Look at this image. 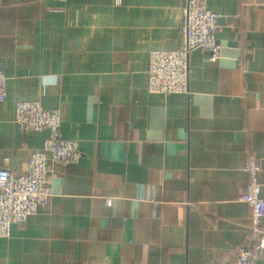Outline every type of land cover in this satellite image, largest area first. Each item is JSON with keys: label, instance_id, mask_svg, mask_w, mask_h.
I'll list each match as a JSON object with an SVG mask.
<instances>
[{"label": "crops", "instance_id": "1", "mask_svg": "<svg viewBox=\"0 0 264 264\" xmlns=\"http://www.w3.org/2000/svg\"><path fill=\"white\" fill-rule=\"evenodd\" d=\"M203 1L219 58L192 52L189 94L163 97L147 91L149 53L180 48L187 0H0V168L25 174L48 136L19 130L20 101L59 112L81 154L51 165L48 205L0 238V264H234L250 247L264 0Z\"/></svg>", "mask_w": 264, "mask_h": 264}, {"label": "built area", "instance_id": "2", "mask_svg": "<svg viewBox=\"0 0 264 264\" xmlns=\"http://www.w3.org/2000/svg\"><path fill=\"white\" fill-rule=\"evenodd\" d=\"M219 15L210 11L203 0H187L180 25L181 46L173 51H151L147 68V91L151 94H189V58L201 51L210 61L219 58L221 46L216 34ZM7 78L0 68V104L6 99ZM14 122L23 133L48 132L41 151L30 155L25 174H12L0 168V238L9 234L12 224H24L28 218L44 209L50 200L51 165L77 164L81 157L78 142L60 135L61 115L43 109L39 101L15 104ZM248 175L242 203L251 209L250 247L240 253L234 264H257L264 252V195L261 194V167L250 156L243 168Z\"/></svg>", "mask_w": 264, "mask_h": 264}]
</instances>
